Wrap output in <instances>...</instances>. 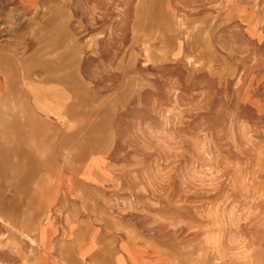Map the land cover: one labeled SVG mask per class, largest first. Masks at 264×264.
<instances>
[{
	"label": "rangeland",
	"instance_id": "rangeland-1",
	"mask_svg": "<svg viewBox=\"0 0 264 264\" xmlns=\"http://www.w3.org/2000/svg\"><path fill=\"white\" fill-rule=\"evenodd\" d=\"M0 56V264L64 175L171 264H264V0H0Z\"/></svg>",
	"mask_w": 264,
	"mask_h": 264
},
{
	"label": "crops",
	"instance_id": "crops-1",
	"mask_svg": "<svg viewBox=\"0 0 264 264\" xmlns=\"http://www.w3.org/2000/svg\"><path fill=\"white\" fill-rule=\"evenodd\" d=\"M3 63L5 59L0 56V64ZM11 94V83L6 72L0 68V99ZM102 160L95 157L87 163L83 178L74 180L73 184L75 181L80 183L79 188L84 193L92 191L91 188L95 187L93 175L97 171L101 173L98 167L102 165ZM65 182L64 175L50 199L55 209L51 208L50 217L38 233L37 259L41 252L46 264H171L165 253L149 240L136 239L125 232L108 212L100 208L85 210L74 200L66 203V197L61 195L72 192L68 185L63 184ZM25 256L23 251L22 258Z\"/></svg>",
	"mask_w": 264,
	"mask_h": 264
}]
</instances>
